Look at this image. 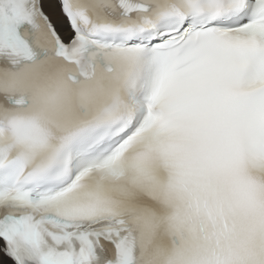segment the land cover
<instances>
[{
	"label": "snow or ice",
	"instance_id": "snow-or-ice-1",
	"mask_svg": "<svg viewBox=\"0 0 264 264\" xmlns=\"http://www.w3.org/2000/svg\"><path fill=\"white\" fill-rule=\"evenodd\" d=\"M0 264H264V0H0Z\"/></svg>",
	"mask_w": 264,
	"mask_h": 264
}]
</instances>
